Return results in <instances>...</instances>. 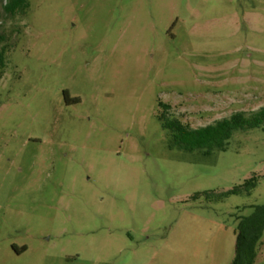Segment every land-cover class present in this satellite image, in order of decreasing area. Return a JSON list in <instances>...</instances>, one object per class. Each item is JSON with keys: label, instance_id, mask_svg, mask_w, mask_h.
Masks as SVG:
<instances>
[{"label": "rangeland", "instance_id": "374dc122", "mask_svg": "<svg viewBox=\"0 0 264 264\" xmlns=\"http://www.w3.org/2000/svg\"><path fill=\"white\" fill-rule=\"evenodd\" d=\"M5 3L0 264H231L264 205V123L204 154L171 148L159 116L264 107V0Z\"/></svg>", "mask_w": 264, "mask_h": 264}, {"label": "trees", "instance_id": "16d2710c", "mask_svg": "<svg viewBox=\"0 0 264 264\" xmlns=\"http://www.w3.org/2000/svg\"><path fill=\"white\" fill-rule=\"evenodd\" d=\"M28 6L27 0H6L4 10L7 14L24 13ZM5 48L0 51V70L5 69ZM3 73V71H2ZM168 110L170 106L162 104ZM167 112L159 116L162 127L169 132L171 148L184 151L202 150L210 154L214 149L225 150L228 141L237 130H246L260 127L264 123V107L249 114L235 112L231 116L221 118L213 123L200 127H190L177 117H169ZM256 177L245 182L222 196L240 193L242 190L251 191L256 186ZM264 232V205L255 206L254 213L240 220L236 227V248L231 264H255L257 245Z\"/></svg>", "mask_w": 264, "mask_h": 264}]
</instances>
